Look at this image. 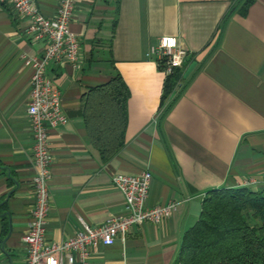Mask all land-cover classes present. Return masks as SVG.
I'll return each instance as SVG.
<instances>
[{"label": "crops", "instance_id": "crops-1", "mask_svg": "<svg viewBox=\"0 0 264 264\" xmlns=\"http://www.w3.org/2000/svg\"><path fill=\"white\" fill-rule=\"evenodd\" d=\"M35 3L51 18L59 0ZM27 23L0 3L1 264H24L21 238L34 202L26 114L32 71L20 56L40 55L44 43L23 35ZM69 30L80 40L78 66L51 62L46 69L66 117L48 131L46 240L74 237L78 219L97 226L126 216L112 177L148 171L146 206L174 203V211L159 225H133L112 245H97L88 264H176L208 191L264 193V0H77ZM165 36L177 37L188 56L161 106L165 76L145 54ZM116 74L129 92L124 144L102 160L87 141L81 97Z\"/></svg>", "mask_w": 264, "mask_h": 264}, {"label": "built area", "instance_id": "built-area-1", "mask_svg": "<svg viewBox=\"0 0 264 264\" xmlns=\"http://www.w3.org/2000/svg\"><path fill=\"white\" fill-rule=\"evenodd\" d=\"M76 2L59 0L54 16L48 18L39 12L35 0H0V3L11 7L16 16L28 20L23 29L26 38L44 43V51L40 55L20 56L24 66L32 71L26 114L35 171L31 179L33 207L28 229L21 238L26 249L24 264H88L90 253L97 245H112L133 225H159L175 209L174 203L146 206L151 181L148 171L139 175L119 173L112 177V186L124 198L126 216L110 217L97 226L78 219L80 228L74 237L60 242L46 240L45 223L50 208L48 181L52 164L48 131L66 123L61 93L47 76L46 69L51 62L67 63L73 68L78 66L80 40L69 30ZM145 56L166 77L182 69L188 52L179 45L177 37L165 36L151 44Z\"/></svg>", "mask_w": 264, "mask_h": 264}, {"label": "trees", "instance_id": "trees-1", "mask_svg": "<svg viewBox=\"0 0 264 264\" xmlns=\"http://www.w3.org/2000/svg\"><path fill=\"white\" fill-rule=\"evenodd\" d=\"M181 80V70L165 77L161 106ZM128 95L116 74L81 97L87 141L102 160L124 144ZM176 264H264V193L248 187L208 191L198 219L181 238Z\"/></svg>", "mask_w": 264, "mask_h": 264}, {"label": "water", "instance_id": "water-1", "mask_svg": "<svg viewBox=\"0 0 264 264\" xmlns=\"http://www.w3.org/2000/svg\"><path fill=\"white\" fill-rule=\"evenodd\" d=\"M194 66H195V62L191 63V64L188 66V68H187L186 71L184 72V75H183L184 78H187V77H188V75L190 74V72L193 70Z\"/></svg>", "mask_w": 264, "mask_h": 264}]
</instances>
